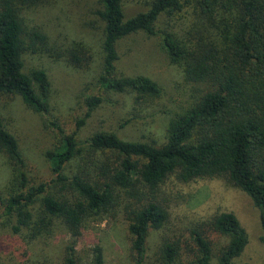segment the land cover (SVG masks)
<instances>
[{
	"label": "trees",
	"instance_id": "1",
	"mask_svg": "<svg viewBox=\"0 0 264 264\" xmlns=\"http://www.w3.org/2000/svg\"><path fill=\"white\" fill-rule=\"evenodd\" d=\"M47 1L52 0H0V102L18 96L35 112L49 115L48 73L41 67L26 72L23 63L28 50L51 48L47 33L29 26L24 17L25 8ZM97 1L104 21L100 93L84 97L85 114L77 117L72 131L51 117L56 141L46 154L52 176L38 182L30 175L19 140L4 123L5 102L0 107V149L14 185L5 212L15 215L14 231L32 241L61 221L71 240L59 264H106L102 245H95L85 262L77 239L93 217L122 206L130 235L127 256L131 264H147L150 231L162 229L169 218L166 180L218 178L250 196L258 208L264 247V0H150L148 8L128 17L121 0ZM163 15V28L156 30ZM139 30L159 35L170 63L181 68L190 84L166 126L165 141L125 139L108 129L80 140L78 128L108 93L129 94L134 111L162 94L146 74H124L114 65L118 40ZM78 50L65 54L81 63L89 55L83 47L82 53ZM188 230L190 241L162 237L157 253L162 264H211L213 257L216 264H251L236 260L248 236L234 212H215L193 221ZM212 234L224 238L216 254Z\"/></svg>",
	"mask_w": 264,
	"mask_h": 264
},
{
	"label": "rangeland",
	"instance_id": "2",
	"mask_svg": "<svg viewBox=\"0 0 264 264\" xmlns=\"http://www.w3.org/2000/svg\"><path fill=\"white\" fill-rule=\"evenodd\" d=\"M121 1L124 14L128 17L148 8L150 0ZM100 6L97 0H52L24 9L27 24L40 27L49 37L48 45L51 48L42 45L36 51L28 50L23 63L26 72L33 67L46 69L51 80V110L49 115L35 112L18 96H8V99L0 102V107L5 102L4 123L17 136L29 173L38 182L52 176L46 154L56 141V132L50 125L51 117H55L61 127L72 131L77 117L85 114L84 97L100 93L98 77L103 58L100 44L104 28V21L97 13ZM165 19L163 15L154 28L162 29ZM158 37L141 30L121 37L117 42L118 58L114 65L118 72L124 74H146L158 82L162 94L152 105L134 111L129 94L108 93L107 100L78 128L80 140L97 130L108 129L125 139L156 144L165 141L166 126L179 110L190 84L181 68L170 63ZM81 47L89 55L81 63H75L65 54L70 48H78L80 53ZM12 176L11 165L0 149V264H59L64 247L71 240L61 221L53 225L51 233L32 241L26 233L14 231L15 215L5 212L6 198L14 187ZM163 188L168 199L169 218L162 229L150 231L147 264H162L157 254L162 237H180L190 241L188 227L193 221L229 210L236 214L248 236L242 253L236 258L237 262L264 263L258 208L244 190L218 178L182 182L170 177ZM125 215L120 206L89 220L76 243L77 252L85 262L90 259L92 248L102 245L106 264H131L127 256L130 235ZM210 238L213 253L216 254L224 238L218 234H212ZM211 264H216L215 257Z\"/></svg>",
	"mask_w": 264,
	"mask_h": 264
}]
</instances>
